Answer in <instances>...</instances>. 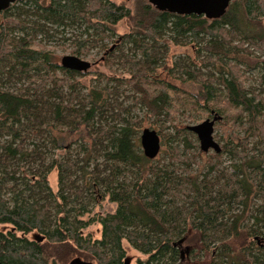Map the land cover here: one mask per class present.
Returning <instances> with one entry per match:
<instances>
[{
	"label": "trees",
	"instance_id": "1",
	"mask_svg": "<svg viewBox=\"0 0 264 264\" xmlns=\"http://www.w3.org/2000/svg\"><path fill=\"white\" fill-rule=\"evenodd\" d=\"M122 21L130 29L117 35ZM74 26H84L85 34L117 36L120 45L131 46L135 53L126 63L125 83L133 106L143 108L154 123L172 122L178 104L191 121L195 111L212 117L211 112L222 115L231 107L239 110L235 122L243 130V143L255 139L252 148L238 153L226 142L214 164L208 160L203 171L193 174L191 157L179 159L178 148L182 144L193 154L197 140L179 125L173 135L157 133L172 161L146 159L136 123L118 119L119 89L88 88L80 95L75 82L80 73L63 69L48 51L35 47L38 35L49 40V30ZM162 40L175 45L189 40L203 56L200 69L169 65L161 58ZM72 54L80 57L81 51ZM253 55L257 62L251 66ZM261 57L264 0H234L214 18L174 14L148 0H132L131 6L124 0H16L0 15V262L125 264V240L146 257L133 264H264V91L243 84L247 72L259 68L264 88ZM163 72L195 84L197 93L174 105L172 94L181 91L156 79ZM221 94L225 104L218 107ZM111 112L117 113L110 117L116 122L112 125L107 121ZM67 141L78 146V157L54 158L45 165L48 149L52 154ZM223 153L230 157V171L220 167ZM35 165L39 173L28 181L27 170ZM51 172L60 188L56 199L63 202L54 213L48 207ZM97 189L116 210L92 221L100 226V239L92 240L80 232L92 222L78 218ZM82 193L87 198L72 215L75 208L64 207Z\"/></svg>",
	"mask_w": 264,
	"mask_h": 264
},
{
	"label": "rangeland",
	"instance_id": "2",
	"mask_svg": "<svg viewBox=\"0 0 264 264\" xmlns=\"http://www.w3.org/2000/svg\"><path fill=\"white\" fill-rule=\"evenodd\" d=\"M115 3H120L123 0H111ZM126 1L127 6H131L132 0H124ZM16 6H19V3L16 4ZM32 12V11H31ZM34 19V18H33ZM130 23L127 21L120 22L116 27L115 30L117 32V35H121L125 32H128L130 29ZM81 27V26H80ZM84 26L81 28L79 27H67V28H53V30H49V33L52 37L48 40L40 35L37 36V40H35V47L37 49L42 48L46 51H48L52 57L53 62L57 65H60V59L63 56H76L84 61L89 62L92 64L91 68L88 72L79 74L78 77L75 78V82L77 81L79 84L78 89L80 91V95H83L88 88H95V89H102L105 86H108L112 89H119V92L121 93L116 98V103L119 105V108L121 109L119 114V120H121L123 117H127L129 121H134L136 123V130H138L137 138L140 137L143 129H150L154 130L157 133L160 131L164 134H171L173 135L175 133L174 127L177 126V128L181 129L185 126H193L197 125L201 122H203L205 119L209 118L208 114L209 112H201L198 115V111L193 112L192 114L195 115L196 120L191 121L190 119H185L186 117L183 116L184 112L181 108V104H178L179 106H175L173 110V121L170 123H154L153 118L147 115V112L141 108L140 106L134 107L132 104L131 97L133 96V93L130 91L129 86L125 83L128 75L126 73L125 66L126 63L130 60H132V55L135 53V51L131 48L130 45H120L118 42V37L114 36L111 39L106 38V35H99L94 34L95 32L90 31L86 34L83 32ZM90 36V37H88ZM101 36V37H100ZM100 38H103L100 40ZM88 39V43L84 48L79 47L77 44L79 42H83L84 40ZM167 40V39H163ZM160 42V46L164 49L161 53V58H165L167 63L171 65L172 63H179L180 65H186L191 66V70L194 69H200V61L203 59V56L198 54V52L194 49L193 44L187 40L183 42L182 44H173L169 42ZM167 47L165 48V44ZM236 43V42H233ZM119 46V47H117ZM105 47V49H104ZM79 49L81 51V56H77L75 54H72L74 51ZM106 49H109V53L113 51L112 55L111 53L108 55V52H106ZM257 55H253L249 60V65L253 66L256 62ZM136 59H139V54H137ZM261 60L264 61V58L261 57ZM111 60L113 63H111ZM259 60V59H258ZM120 62L123 64L120 65ZM57 78L60 79L63 77V74L58 71L57 72ZM176 76V75H175ZM156 79L164 82H168L169 85L176 87L181 91V93L172 94L173 104L177 105L178 99L181 100V102H187L189 100V94H196L198 89L195 84L192 83H183L176 77H171L169 74H166V72H163L160 75H156ZM243 84L245 89L250 91H260L263 93L264 88L260 86V71L259 68H255L254 70H251L247 72L246 76L243 78ZM264 97V93L262 94ZM225 104L224 96L221 94L219 96L218 101L216 102V105L219 107L223 106ZM239 110L234 108H226L224 110V114L218 115L220 117L219 120L215 122L214 125V133L213 138L214 140L220 145L221 151L223 149V145L226 142H231V146L235 149L234 151H237L239 153L240 150H242L244 147L247 149H251L252 145H254L255 139H251L248 142L243 143V130L239 125L235 122V116L238 113ZM107 121L108 123L116 124V122H111L110 117L117 115L115 112H111L108 114ZM186 116V115H185ZM111 124V125H112ZM179 125H183L180 127ZM160 137V136H159ZM74 141H78V137L72 138ZM161 139V138H160ZM2 141V139H0ZM197 142V141H196ZM70 142H65L62 144L59 150H56L54 153H50L51 150L48 149L49 155L46 157L45 165H48L51 163L52 159L57 158L59 160H63L65 158L68 159H76L78 157V146L75 144H69ZM78 143V142H77ZM177 144V143H176ZM246 145V146H245ZM198 148L193 152V154H190V152H186L184 150V147L182 144H179L178 148V154L179 159H186L187 157H191V168L192 173L195 174L198 171H203V163L206 164L208 160H211V163L214 164L216 160L213 159L215 156L214 152L211 150L208 153H203L199 150V145L197 142ZM49 147V146H48ZM47 147V148H48ZM141 149V148H140ZM168 149L166 146H162L160 149L159 155L156 157L158 160H163L162 163H168L169 161H172L169 157ZM241 153V152H240ZM186 155V156H185ZM81 157V155H79ZM220 164L221 169H228L230 166L231 160L228 155L223 153L221 155ZM161 161V160H160ZM155 162H153L154 164ZM177 164V163H176ZM92 168V166L90 167ZM102 166H99V169H102ZM40 170L39 166L35 165L32 171L27 170V177L28 181L29 179H32V173H36ZM39 173V172H38ZM15 177H20L19 173H16L14 175ZM77 189H80L82 186V182L78 181L77 183ZM7 185L15 186L14 183H7ZM48 187L50 192L52 193L51 198V206L50 208L51 212L54 213L56 209L53 207L58 203L60 205H63V202L57 200L56 198L59 196L60 188L57 180V176L55 172H51L48 175ZM15 189H20V187H15ZM92 192V202H90L89 206L87 207V212L84 213L82 216H79V220L82 223L85 222H92L100 217H104L108 214H113L116 210V204L109 201L108 196H105L101 190L97 189ZM47 191L42 192L40 194L41 196H45ZM81 198L75 202L72 203V205H65V209L67 210L70 207H74L76 212L73 211L72 215H75L77 213L78 208H81L82 204L85 202L87 195L85 193L81 194ZM43 203V201L41 202ZM78 215V214H77ZM3 226H0V230H3ZM81 234L83 237H90L92 240L100 239V226L97 223L92 222L88 227L82 229ZM30 238H35L34 235H30ZM122 248L124 250L125 256L123 258L124 262H127V264H133L137 260H145L146 257L139 253L138 251L134 250L132 246H130L125 240L122 242ZM74 259V258H73Z\"/></svg>",
	"mask_w": 264,
	"mask_h": 264
},
{
	"label": "water",
	"instance_id": "3",
	"mask_svg": "<svg viewBox=\"0 0 264 264\" xmlns=\"http://www.w3.org/2000/svg\"><path fill=\"white\" fill-rule=\"evenodd\" d=\"M16 0H0V14L6 11ZM150 4L159 9L168 10L178 15H195L206 18L218 17L225 13L231 0H148ZM60 66L75 73H86L92 64L76 56H63L60 59ZM212 117L203 122L186 126V130L191 132L199 145V150L203 153L213 151L215 154L221 152L220 145L214 140V125L220 119L218 115L211 112ZM140 148L143 156L148 160H154L160 153L161 140L156 131L143 129L139 137ZM0 264H3L0 262ZM70 264H86L80 259L73 260ZM127 264V262H125Z\"/></svg>",
	"mask_w": 264,
	"mask_h": 264
},
{
	"label": "flooded vegetation",
	"instance_id": "4",
	"mask_svg": "<svg viewBox=\"0 0 264 264\" xmlns=\"http://www.w3.org/2000/svg\"><path fill=\"white\" fill-rule=\"evenodd\" d=\"M233 1H234V0H231L230 3H229V5H230ZM229 5H228V6H229ZM0 15H1V14H0ZM220 153H221V152H220ZM220 153H219V154H220ZM214 154H215V153H214ZM219 154H215V155H219Z\"/></svg>",
	"mask_w": 264,
	"mask_h": 264
}]
</instances>
